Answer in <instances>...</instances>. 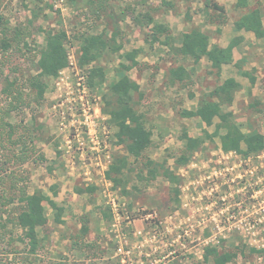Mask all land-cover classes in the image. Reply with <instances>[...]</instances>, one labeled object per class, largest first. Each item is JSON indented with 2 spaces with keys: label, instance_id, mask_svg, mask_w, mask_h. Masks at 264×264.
<instances>
[{
  "label": "rangeland",
  "instance_id": "374dc122",
  "mask_svg": "<svg viewBox=\"0 0 264 264\" xmlns=\"http://www.w3.org/2000/svg\"><path fill=\"white\" fill-rule=\"evenodd\" d=\"M92 1L44 0L46 16L42 14L31 26L30 39L35 40L32 48L11 50L5 55L0 52V101L4 103V78L16 76L24 83L25 77L36 72L37 45L45 42L46 31L65 29L69 35L68 65L48 81L40 102L28 99V104L10 117L13 123L29 125L36 131L37 147L23 166L29 178L28 190L33 193L43 189L55 198L64 209L61 220L55 221V212L46 202L49 220L39 229L36 252L29 251V243L21 238L22 230L10 223L8 232H13L16 240L11 246L8 239L0 243V264H215L204 260L205 249L211 244L221 252L244 250L227 264H264V250H253L264 249V151L249 157L227 153L220 149L216 137L195 152L188 164L176 168L175 160L184 147V131L195 137L206 126L196 118L181 115L184 107L192 105L188 90L173 86L165 89L162 83L159 72L180 56L166 46L169 44H161L163 36L152 44L146 41L151 27L132 21L134 9L139 12L156 7L153 15L158 22L168 24L173 39L178 40L182 28L191 25L186 11L199 16L203 4L200 0H171L173 7L167 8L161 0H106V11H101L98 18L93 12L96 0ZM218 1L226 7L227 23L222 33L216 34H223L226 42L234 34L229 22L243 9L236 7V0ZM256 3L264 7V0H252L250 6ZM33 6L31 0H0V16L11 26L27 25ZM124 9L128 15L121 20ZM115 27L122 29L120 53L141 49L139 64L129 74L138 80L143 92L142 96L135 95V108L152 131V143L143 157L130 158L128 195L115 189L106 177L112 156L126 154V149L117 144L115 128L102 112V93L89 86L92 64L81 68L76 54V34L111 33ZM251 51L258 57L247 65L258 70L259 83L253 90L256 95L252 92L251 97L245 88L230 109L245 131L256 128L264 132V43L255 44ZM120 61L126 60L117 53L104 55L99 61L107 68L106 84L117 77L115 69ZM196 75L203 87L219 81L207 71ZM257 94L261 103L249 107ZM206 128L214 130V126ZM94 133L98 141L93 139ZM149 158L181 175V203L177 208L168 180L158 176L148 181L138 176ZM143 175H148L146 170ZM88 186L96 189L86 191ZM77 187L84 193L80 194ZM104 209L110 210L109 221ZM85 218L89 220V232L82 237Z\"/></svg>",
  "mask_w": 264,
  "mask_h": 264
},
{
  "label": "trees",
  "instance_id": "16d2710c",
  "mask_svg": "<svg viewBox=\"0 0 264 264\" xmlns=\"http://www.w3.org/2000/svg\"><path fill=\"white\" fill-rule=\"evenodd\" d=\"M203 1L206 8L218 11L219 15L215 17V21H219L218 18L225 13L224 7L216 0ZM240 1L242 0H239V3ZM31 2L34 3V6L31 9V17L27 25L11 26L2 21L0 16V52H3L4 55L11 50L21 51L23 48L28 50L32 48L30 46L33 40L30 39L33 36L31 26L42 14L46 16L44 10L47 6H42L44 0H31ZM161 3L166 7L172 6L169 0H161ZM95 4L97 7L93 12L97 13L98 18H101V11H106V0H96ZM155 10H157L156 7H149L139 12L134 9L132 21L142 26H151V29L146 33V41L152 44L160 41L163 36L165 37L163 42L169 44L173 39L172 34L167 25L155 21L153 16ZM127 12L126 9L122 11L121 20L125 19L128 15ZM262 16L260 7L250 9L236 21V28L251 31L255 36L263 38ZM220 22H223V19ZM121 34L122 29L115 27L111 33L107 30L99 33L84 32L80 35L76 34L75 39L79 44L76 53L78 63L81 68L92 64L88 71L89 86L102 93L105 101L102 112L107 116L110 126L115 128L114 136L117 144L123 145L126 149V154L112 156L106 177L112 181L115 189L120 188L123 194L128 195L130 193L127 189V184L130 181L128 172L132 170L130 158L138 160L143 157L152 143V131L147 127L144 115L135 108V95L142 96L143 92L140 84L129 75V71L138 65L136 58L140 49L120 53L123 45L118 41V38ZM183 37L182 45L177 48L179 53L192 58L194 62H199L203 56H207L218 74L223 64L233 61L234 43L225 48L216 44L209 47V36L197 28L186 32ZM68 40L69 35L65 29L47 30L45 42L37 45L36 72L25 77L24 83L20 82L18 77L8 75L4 78L2 88L5 102L0 101V243H4L8 239V244L11 246L15 242L13 232H8L9 224L12 223L16 229L22 230L21 238L29 243L30 252L38 250L40 246L39 229L45 226L49 220L45 203L50 204L55 212L56 222L61 220L64 209L43 189H37L33 193L29 192V178L23 166L33 157L37 147L36 131L29 125L13 123L10 117L13 112L22 110L28 104V99L40 102L44 98L49 87L48 81L57 78L60 71L68 65ZM33 41L35 42V40ZM114 53L120 54V57L126 61L119 62L115 69L117 77L106 84L107 68L99 61L104 55ZM187 73L184 65H180L170 68L168 77L171 83H175L184 80ZM239 87V83L234 78L226 79L222 84L214 87L210 93L204 94L195 109L180 111L181 115L185 117L199 116L207 127L214 126V130L209 131L205 127L203 133L195 137L189 135L185 130L182 135L184 147L175 160L176 168L188 164L197 150L202 149L207 141L213 142L216 137L220 139V146L225 152H235L249 157L264 151V133L257 129L244 131L233 111L224 108L233 103ZM141 170L138 176L142 179L151 181L158 176H163L165 180H168L175 207L180 206L181 175L164 163L156 162L150 158L144 162ZM145 170L148 175H143ZM86 188V191L96 189L94 186ZM134 188L138 189L137 186ZM77 190L81 194L84 193L83 189L79 187ZM103 214L109 221L110 210L104 209ZM88 222V218L82 219V237L89 232ZM253 250L260 252L264 249ZM239 252L243 253L244 250L239 248V251L221 252L216 245L211 244L205 249L204 260L207 262L213 260L215 264H227L234 260Z\"/></svg>",
  "mask_w": 264,
  "mask_h": 264
},
{
  "label": "crops",
  "instance_id": "0c3cea01",
  "mask_svg": "<svg viewBox=\"0 0 264 264\" xmlns=\"http://www.w3.org/2000/svg\"><path fill=\"white\" fill-rule=\"evenodd\" d=\"M169 1L171 2V0H169ZM200 1L201 2L199 4L200 5L203 4V6H202V8H200V14L198 13L199 16H197V14L193 13L192 11L191 12L186 11L185 17H186V15L188 16L186 20H188L187 22H190L191 25L189 28H184V27L182 28L183 30L180 32V37L178 38V40L173 39V41H170L169 45H166L163 42L164 40L161 41V44H164V45L169 46V47L171 46L170 50L175 52L180 57H177L176 59L173 58L174 60L170 62L169 67L167 69H161V72H159V74L162 73V83H163L165 89L173 86V88L179 87L181 89H186L189 91V96H190V98H192L191 101H192L193 106L191 105V106H186L183 108V109H188V110L195 109L198 105L200 98L204 94L210 93L214 89V87L222 84L226 79L234 78L239 83L240 87L238 88V90L235 93L233 103L229 106H225L224 108L226 110L233 111V113L236 117V113L234 112V110L230 109V107L235 103L237 96H238V93L242 92V90L245 91V88H247L248 94L251 93V97H252V92L254 90V87L259 83L258 82L259 78L257 75L258 70H254L253 69L254 67L250 68L247 65L252 60L258 58L253 54V52L251 51V48L255 44H259L260 42L264 43V37L259 38V37L255 36L254 33H252L251 31H246L245 29H237L235 24H236V21L239 20L246 13H248L250 9H254L257 7H260L262 10V13H263L262 21L264 24V7L259 3H256V5H254L253 7L250 6L252 0H242V1H240V3H239V0H236L235 1L236 7L242 8L243 10H242V13L240 14L239 17H237L236 19H233V20H231V22H229L228 25H229L232 33H234V34L231 36V38H229V40H227L225 42V41H223V39H224L223 34H222V36H217V34H216L217 32L220 33L223 30V27L227 23L226 22L227 21L226 20L227 19L226 18L227 17L226 16L227 10H226L225 5H223L218 0H216L221 6L224 7L225 13L222 16H220L219 18L217 17L219 19V21H215L216 20L215 17L217 15H219L218 11L216 12L214 9L206 8L204 6V1L203 0H200ZM255 2L253 4H255ZM172 7L173 6L169 5L167 8H172ZM199 18H200V20H199ZM154 19L156 22H158L155 16H154ZM222 19H223V22H220V20H222ZM158 23H163V22H158ZM163 24L166 25V23H163ZM167 26L169 27L168 24H167ZM147 27H149V26H147ZM195 28L199 29L200 31L204 32L205 34H207L209 36V47L216 44V45H219V46L225 48V47H228L231 43H234L233 48H232L233 61L229 64H223L222 69H221L219 74H218V72L215 71V69H213L211 62L209 61L207 56H203L199 62H194L192 58L184 56L183 54L179 53L177 48L182 45L184 34L186 32H190L191 30H193ZM151 47H153V46H151ZM136 49H140V48H136ZM179 58H180V61L178 60ZM136 59L138 61V58H136ZM138 64H139V61H138ZM180 65H184V68H185L186 72H188V73L185 76L184 80H179L175 83H171L169 80V77H168L169 69L173 68V67H178ZM136 66H138V65H136ZM203 71H207V73L209 75L217 76L219 81L213 83L212 87L211 86L210 87L200 86L203 84L201 82H198V76L199 75H196V74H201V73H203ZM193 78H194V80H192ZM133 79L138 82L137 79H135V78H133ZM195 83L197 84V89L194 88ZM198 85H199V87H198ZM198 88H200V89H198ZM193 90H195V91H193ZM253 94H254V92H253ZM254 95H256V94H254ZM260 98H261L260 95L257 94V96H255L253 98L254 102L251 101L248 104L249 107H254L257 105V103L258 104L261 103ZM183 117H185V116H183ZM188 118H196L199 123H202L205 125V123L200 119L199 116H193V117H188ZM237 121L240 123V121L238 119H237ZM240 125L242 127L241 123H240ZM251 129H256V128H250V129H247L246 131H249ZM258 131H260V130H258ZM260 132H262V131H260ZM262 133H264V132H262ZM183 143H184V140H183ZM220 149L223 151L221 146H220ZM197 151H199V150H197ZM49 207L52 209L50 204H49ZM52 211H53V209H52Z\"/></svg>",
  "mask_w": 264,
  "mask_h": 264
},
{
  "label": "built area",
  "instance_id": "2783aa9c",
  "mask_svg": "<svg viewBox=\"0 0 264 264\" xmlns=\"http://www.w3.org/2000/svg\"><path fill=\"white\" fill-rule=\"evenodd\" d=\"M71 63L73 64V61ZM85 122L88 126H91V123L88 122V118H86ZM93 139H95V141H98V136L96 135V133L93 134Z\"/></svg>",
  "mask_w": 264,
  "mask_h": 264
}]
</instances>
